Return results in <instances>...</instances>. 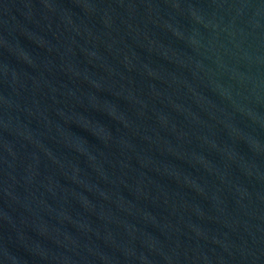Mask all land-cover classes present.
Masks as SVG:
<instances>
[{
  "label": "water",
  "instance_id": "95a60500",
  "mask_svg": "<svg viewBox=\"0 0 264 264\" xmlns=\"http://www.w3.org/2000/svg\"><path fill=\"white\" fill-rule=\"evenodd\" d=\"M0 264H264V0H0Z\"/></svg>",
  "mask_w": 264,
  "mask_h": 264
}]
</instances>
